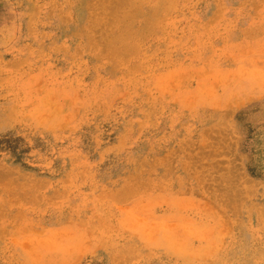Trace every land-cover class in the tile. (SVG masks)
Masks as SVG:
<instances>
[{
	"label": "rangeland",
	"instance_id": "rangeland-1",
	"mask_svg": "<svg viewBox=\"0 0 264 264\" xmlns=\"http://www.w3.org/2000/svg\"><path fill=\"white\" fill-rule=\"evenodd\" d=\"M0 264H264V0H0Z\"/></svg>",
	"mask_w": 264,
	"mask_h": 264
}]
</instances>
